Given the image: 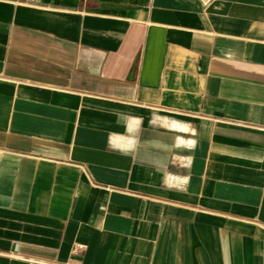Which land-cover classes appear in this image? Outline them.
Wrapping results in <instances>:
<instances>
[{"label":"crops","instance_id":"obj_1","mask_svg":"<svg viewBox=\"0 0 264 264\" xmlns=\"http://www.w3.org/2000/svg\"><path fill=\"white\" fill-rule=\"evenodd\" d=\"M0 264H264V0H0Z\"/></svg>","mask_w":264,"mask_h":264},{"label":"built area","instance_id":"obj_2","mask_svg":"<svg viewBox=\"0 0 264 264\" xmlns=\"http://www.w3.org/2000/svg\"><path fill=\"white\" fill-rule=\"evenodd\" d=\"M77 247L78 248H82L83 247V244H78Z\"/></svg>","mask_w":264,"mask_h":264}]
</instances>
